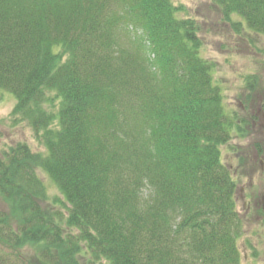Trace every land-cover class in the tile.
<instances>
[{
	"label": "trees",
	"instance_id": "16d2710c",
	"mask_svg": "<svg viewBox=\"0 0 264 264\" xmlns=\"http://www.w3.org/2000/svg\"><path fill=\"white\" fill-rule=\"evenodd\" d=\"M213 1L238 30L264 35V0ZM181 10L0 0V89L46 150L19 142L0 153L10 206L0 242L11 248L0 264H27L16 250L27 245L44 264H242L244 221L221 149L235 121L199 24ZM40 168L66 213L43 204Z\"/></svg>",
	"mask_w": 264,
	"mask_h": 264
},
{
	"label": "rangeland",
	"instance_id": "374dc122",
	"mask_svg": "<svg viewBox=\"0 0 264 264\" xmlns=\"http://www.w3.org/2000/svg\"><path fill=\"white\" fill-rule=\"evenodd\" d=\"M173 1L182 7L181 17H193L199 24L201 54L213 62L226 111L235 121L232 138L221 149L236 181L237 208L244 221L243 235L238 239L241 262L264 264V35L248 31L244 25L238 30L213 0ZM233 18L237 21L238 16ZM14 105V95L0 89V153L19 142L45 153L32 128L10 117ZM38 174L47 191L43 204L66 213V202H56L64 200L58 186L45 170L38 169ZM0 210H10L1 196ZM0 248L11 251L2 242ZM16 250H21L27 264H44L29 245Z\"/></svg>",
	"mask_w": 264,
	"mask_h": 264
},
{
	"label": "flooded vegetation",
	"instance_id": "af4514ba",
	"mask_svg": "<svg viewBox=\"0 0 264 264\" xmlns=\"http://www.w3.org/2000/svg\"><path fill=\"white\" fill-rule=\"evenodd\" d=\"M263 198H264V194H263ZM248 209L250 210V207Z\"/></svg>",
	"mask_w": 264,
	"mask_h": 264
}]
</instances>
